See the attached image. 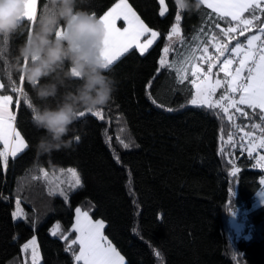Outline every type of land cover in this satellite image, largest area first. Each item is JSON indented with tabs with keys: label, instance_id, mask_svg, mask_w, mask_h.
Here are the masks:
<instances>
[{
	"label": "trees",
	"instance_id": "16d2710c",
	"mask_svg": "<svg viewBox=\"0 0 264 264\" xmlns=\"http://www.w3.org/2000/svg\"><path fill=\"white\" fill-rule=\"evenodd\" d=\"M115 2L78 0L77 7L101 16ZM129 2L161 36L143 56L133 50L110 66L107 74L118 81L117 91L104 108L103 121L86 113L75 125L74 136L80 140L75 141L74 150L37 156L35 145L43 132L21 100L17 127L29 148L10 158L7 170H0V264L30 259L22 245L32 236L38 240L41 264H74L66 251L67 241L52 235L51 230L59 222L69 231L77 207L90 211L94 219L105 220V235L127 264H264V203L255 205L264 169L254 168V160L237 150L232 159L241 171L231 177L227 157L219 152L220 136L226 139L229 133L234 137L243 133L217 110L186 104L190 98L187 81L176 83L168 70L157 74L175 15H181L182 33L192 43L190 37L199 34L195 30L210 27L203 14L211 10L203 4L198 10H181L176 0H165L167 12L162 17L158 0ZM44 3L46 0H38L37 13ZM33 26L25 21L24 30L9 37L7 43L0 36V49L6 48L4 57L9 63ZM209 52L216 54L211 47ZM5 72L0 59V80L6 82ZM18 75L12 72L14 80ZM149 82L151 88L146 87ZM78 83L77 78L67 79L61 93L73 90ZM24 87L33 103L41 104L26 82ZM50 102L54 105L56 101ZM13 109L16 111L15 104ZM245 110L252 119L237 115L235 123L247 125L248 131L260 120ZM119 141L130 146L125 148ZM69 167L76 168L83 186L64 189L67 200L59 194L50 195L54 186L50 181L57 183L54 172ZM41 169L49 173L47 178ZM17 198L27 215L15 220L13 201ZM236 213L244 224L240 236L232 223ZM157 251L160 257L155 255Z\"/></svg>",
	"mask_w": 264,
	"mask_h": 264
},
{
	"label": "snow or ice",
	"instance_id": "6c2138e0",
	"mask_svg": "<svg viewBox=\"0 0 264 264\" xmlns=\"http://www.w3.org/2000/svg\"><path fill=\"white\" fill-rule=\"evenodd\" d=\"M197 2L211 10L210 13L203 14L207 17L206 22L210 27L195 30L199 34L191 36L192 43H189L181 30V15H175L161 50L157 74L161 70H168L174 74L176 83L184 84L187 81L190 86V98L186 99V104L217 110L219 115L232 122V127L243 133L239 137L229 133L226 139L223 135L220 136L219 152L222 157H227L231 177H236L241 171L236 160L232 159L237 150L254 160L252 165L254 168L264 169V154H260L261 150H264V0H197ZM158 3L162 6L159 15L163 17L167 12L165 0H158ZM176 3L183 10L180 0H176ZM37 10L38 0H30L29 11L26 13L27 22L35 24ZM99 17L105 28L102 55L107 68L133 50L143 56L161 36L159 31L145 23L129 0H116ZM118 21H122L124 26L118 27ZM221 22L224 23V27H221ZM239 37H244V40L241 41ZM209 47L214 49L215 55L209 52ZM5 51L6 48L0 49V59H3L6 66L7 77L6 82L0 80V147L3 149L0 151V170H7L9 159H14L29 148L27 140L17 127V114L21 100L29 109L33 105L24 87V78L19 74L18 79H13L10 63L4 57ZM213 69L217 71L214 72ZM220 73H223V78L220 77ZM146 87L151 88V82ZM218 91L220 94L217 97ZM146 94L151 99L150 93ZM14 104L16 111H13ZM159 106L163 107V104ZM245 109L251 110L260 120V123H252L251 130L248 131H245L247 125L235 123L237 115L252 119ZM168 110L172 111L170 108ZM92 114L101 121L105 119L104 109ZM85 115L86 113H82V118ZM257 129L259 135L255 134ZM75 140L79 142L80 137L76 136ZM119 142L125 148L130 146L123 141ZM116 159L119 160V157ZM60 171L63 174L64 169ZM41 172L44 178L49 176L47 171L41 169ZM67 172L69 174L67 184L70 189L83 186L76 168H68ZM50 183L54 186L49 194H59L67 200V194L60 184L52 181ZM260 184L264 185V178H261ZM229 193L232 197L236 195L231 188ZM0 198H3L2 194ZM20 205L21 200L17 198L14 218H26L27 214ZM105 228L104 219H94L90 211L77 207L75 223L71 229L65 232L57 222L51 234L59 235L62 240L67 241L66 251L71 253L74 264H126L124 255L105 235ZM72 233L76 235L69 239ZM38 249L37 238L32 236L22 245V251L30 259L19 260L18 264H41ZM155 255L161 256L158 251Z\"/></svg>",
	"mask_w": 264,
	"mask_h": 264
},
{
	"label": "clouds",
	"instance_id": "9594fccd",
	"mask_svg": "<svg viewBox=\"0 0 264 264\" xmlns=\"http://www.w3.org/2000/svg\"><path fill=\"white\" fill-rule=\"evenodd\" d=\"M77 3L46 0L10 63L11 71L24 78L41 102L31 108L32 121L43 132L35 145L37 156L74 150L75 125L82 113L104 109L117 91L118 81L107 74L102 55L104 25L99 16L78 8ZM29 4L30 0H0V36L5 43L24 30ZM180 5L183 10L199 9L197 0H180ZM69 78L79 83L61 93Z\"/></svg>",
	"mask_w": 264,
	"mask_h": 264
},
{
	"label": "rangeland",
	"instance_id": "374dc122",
	"mask_svg": "<svg viewBox=\"0 0 264 264\" xmlns=\"http://www.w3.org/2000/svg\"><path fill=\"white\" fill-rule=\"evenodd\" d=\"M166 4V2H165ZM167 7V6H166ZM222 91V90H221ZM220 92H217V97L219 96ZM256 135H259V132H255ZM260 154H264V150H261ZM69 168H73V167H69ZM61 169H64L63 174L61 173ZM60 170L54 172V177L56 178L57 183L60 184V187L63 189H67L68 184H67V180L69 178V174L67 172L68 168H61ZM78 172V171H77ZM262 178H264V175L262 176ZM61 181H64V183H60ZM70 189V188H69ZM264 203V185L262 186V189L260 190V192H258V194L256 195V201H255V205H260ZM13 212L16 211V201H13ZM20 207L23 209V211H25L24 206L20 205ZM238 217V213H236V215L232 218V223L236 229L237 235L240 236L242 235V232L244 230V224L242 222H239L237 220ZM15 220L19 219V218H14ZM36 237V236H35ZM37 238V237H36ZM38 241V240H37ZM39 245V244H38ZM40 252V248L38 249ZM126 260V259H125ZM42 261V258H41ZM126 264H127V260H126Z\"/></svg>",
	"mask_w": 264,
	"mask_h": 264
},
{
	"label": "crops",
	"instance_id": "0c3cea01",
	"mask_svg": "<svg viewBox=\"0 0 264 264\" xmlns=\"http://www.w3.org/2000/svg\"><path fill=\"white\" fill-rule=\"evenodd\" d=\"M206 6V5H205ZM117 26L118 27H123L124 25H123V22L122 21H118V23H117ZM13 111H14V109H13ZM3 150V149H2ZM260 192V191H259ZM258 194V193H257ZM74 223H75V218H74Z\"/></svg>",
	"mask_w": 264,
	"mask_h": 264
}]
</instances>
